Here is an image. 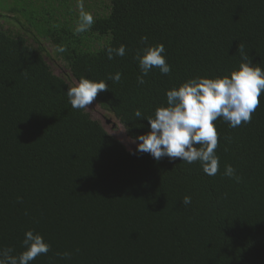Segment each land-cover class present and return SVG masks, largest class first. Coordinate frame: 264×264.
<instances>
[{"label":"trees","instance_id":"16d2710c","mask_svg":"<svg viewBox=\"0 0 264 264\" xmlns=\"http://www.w3.org/2000/svg\"><path fill=\"white\" fill-rule=\"evenodd\" d=\"M81 6L94 23L75 34ZM142 36L171 66L143 85ZM239 44L264 69V0H0V249L18 255L32 230L50 250L30 264H264V92L250 123L214 122L213 176L126 150L66 94L81 77L104 80L95 103L138 143L167 90L230 75Z\"/></svg>","mask_w":264,"mask_h":264},{"label":"clouds","instance_id":"9594fccd","mask_svg":"<svg viewBox=\"0 0 264 264\" xmlns=\"http://www.w3.org/2000/svg\"><path fill=\"white\" fill-rule=\"evenodd\" d=\"M93 23V16L84 12L81 6L75 34L89 30ZM147 41V36L141 37V43L145 46L135 56L141 72L137 81L141 85L154 67L164 75L171 71V66L162 55L164 45L152 46ZM58 51L65 49L59 47ZM125 51L124 45L109 47L108 58L112 59L113 54L122 57ZM238 51L241 53V63L230 75L190 78L178 88L167 90V106L156 108L154 116L143 117L141 111L136 110L135 117L146 118L150 126L147 133L136 137V150L150 154L157 161L164 157L170 161L179 158L188 164L199 161L206 175H215L219 169V157L215 153L218 132L214 122L222 118L233 129L242 123H250L264 92V69L252 63L244 53L242 44H239ZM108 79L119 82L121 73L109 74ZM106 90L108 84L104 80L81 77L75 86L67 88L66 94L73 109L83 110L90 108L98 93ZM224 175L237 181L240 179L231 165L225 166ZM181 202L187 206L191 204V197L184 196ZM22 248L18 255H13L12 248L0 249V264H30L37 256L47 254L50 245L41 234L28 230L24 234ZM58 255L61 258L69 257L67 252Z\"/></svg>","mask_w":264,"mask_h":264},{"label":"rangeland","instance_id":"374dc122","mask_svg":"<svg viewBox=\"0 0 264 264\" xmlns=\"http://www.w3.org/2000/svg\"><path fill=\"white\" fill-rule=\"evenodd\" d=\"M55 73L58 75L60 74V71H58L56 68ZM76 84L77 83L74 85ZM89 107L90 108L85 110L90 115V117L93 120L98 121L108 134L120 141L125 146L126 150L132 152L137 149V142H134L125 136L123 128L112 115L100 109L95 101H93Z\"/></svg>","mask_w":264,"mask_h":264}]
</instances>
